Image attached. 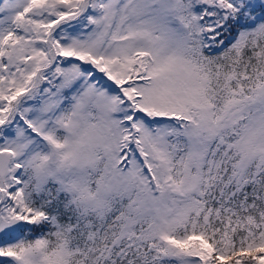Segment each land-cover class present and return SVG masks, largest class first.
Here are the masks:
<instances>
[{
	"label": "snow or ice",
	"instance_id": "1",
	"mask_svg": "<svg viewBox=\"0 0 264 264\" xmlns=\"http://www.w3.org/2000/svg\"><path fill=\"white\" fill-rule=\"evenodd\" d=\"M0 264H264V0H0Z\"/></svg>",
	"mask_w": 264,
	"mask_h": 264
}]
</instances>
